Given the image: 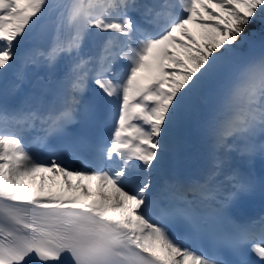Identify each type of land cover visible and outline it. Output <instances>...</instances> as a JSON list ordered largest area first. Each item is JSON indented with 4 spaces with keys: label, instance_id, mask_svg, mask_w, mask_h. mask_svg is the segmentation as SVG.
I'll use <instances>...</instances> for the list:
<instances>
[{
    "label": "snow or ice",
    "instance_id": "1",
    "mask_svg": "<svg viewBox=\"0 0 264 264\" xmlns=\"http://www.w3.org/2000/svg\"><path fill=\"white\" fill-rule=\"evenodd\" d=\"M52 10L59 16L50 47L24 53V64L42 58L54 68L63 56V75L37 81L16 106L0 100V264H229L220 257L225 249L241 257L238 264H264V216L237 222L229 214L253 182L232 170L224 189L226 159L217 155L235 147L251 159L255 136L264 135V52L241 51L247 27L264 24V0H0V75ZM86 39L97 49L87 57ZM16 81L13 91L26 74L18 71ZM90 84L103 100L85 97ZM104 101L116 105L110 141L93 134ZM201 107L211 142L206 171L161 188L156 176L169 142ZM36 121L47 159L21 135ZM76 123L88 131L70 132ZM57 185L72 195L52 194ZM174 224L186 235L173 238ZM189 238L207 241L211 253L188 247ZM249 244L256 260L243 256Z\"/></svg>",
    "mask_w": 264,
    "mask_h": 264
},
{
    "label": "bare ground",
    "instance_id": "2",
    "mask_svg": "<svg viewBox=\"0 0 264 264\" xmlns=\"http://www.w3.org/2000/svg\"><path fill=\"white\" fill-rule=\"evenodd\" d=\"M64 2H67V0H60L57 3H64ZM52 4H56V3H52ZM48 16L53 17L55 19V25H56L59 16V10L46 11L45 14L40 18V20ZM37 24L33 25L29 29L28 35L24 38L23 44L21 46V56L17 60L14 67L9 69L5 75H0V87L2 88L1 90L4 92H8L10 94L8 97L0 96V100L8 99L10 106H16L21 100L24 99L22 98V96L24 95L25 84L30 80L34 79L38 74H40V72L44 71L48 76L57 78L58 75L55 71L57 65L62 64L64 68L63 56L57 61V65L54 68L47 67L42 58L38 60L37 64H28L27 66H25L24 55H23L24 53L35 49L48 50V48L50 47V46H42L40 44H37L34 37V31ZM65 30L66 29H64V31ZM88 44L92 45V42H88ZM18 71H23L26 74V81L21 85L19 89L13 91V85L17 83L16 74ZM2 72L3 70L0 69V73ZM206 118L207 115H202L201 118L197 122H194L193 125H191L189 128H182L178 137L174 141L170 140L168 151L165 156L171 159L170 166L168 168V173H170L172 177H176L175 174H178L181 171L182 168L181 157L191 156L195 152V150L199 147L209 148L211 142L206 137L205 127H204ZM173 149L178 154L175 157H172ZM217 155H220V153L217 152ZM208 160H209V154L206 157V165L208 163ZM31 190L34 193L36 192L35 188H32ZM51 192L52 194L55 195H72V193H68L66 190H62L58 185L56 187H53L51 189ZM45 194H47V192Z\"/></svg>",
    "mask_w": 264,
    "mask_h": 264
},
{
    "label": "trees",
    "instance_id": "3",
    "mask_svg": "<svg viewBox=\"0 0 264 264\" xmlns=\"http://www.w3.org/2000/svg\"><path fill=\"white\" fill-rule=\"evenodd\" d=\"M252 31H255L252 34V37L247 42L243 43L241 46V51L244 53H251L254 48H261L264 46V24L259 20L250 24L246 29V34L251 35ZM200 30L198 31L199 34ZM254 44V45H253ZM192 112H196L193 110Z\"/></svg>",
    "mask_w": 264,
    "mask_h": 264
},
{
    "label": "rangeland",
    "instance_id": "4",
    "mask_svg": "<svg viewBox=\"0 0 264 264\" xmlns=\"http://www.w3.org/2000/svg\"><path fill=\"white\" fill-rule=\"evenodd\" d=\"M59 1H60V0H48L49 4L57 3V2H59ZM72 31H73L72 29H69V32H72ZM254 32H255V31H252L251 35H252ZM253 45H254V44H253ZM194 110H197V113H199V114H198L199 116H198V117H193V118H192V116H190V115H191V114H190V115L188 116V118L186 119L183 128H189V127H190V124H191L193 121L198 120L202 115H207V109L204 108V107L197 108V109H194ZM191 121H192V122H191ZM189 122H191V123H189ZM188 123H189V124H188ZM172 153H173L172 157H175V156L178 155L174 149L172 150ZM170 162H171V159H170V158L167 159V160H165V161H164V164H163V167H162V170H161L160 172H162L164 169H166L167 167H169V166H170ZM73 182H75V178H73ZM83 183H85V184H89V185H92L93 188H95V187L97 186V184H98V182H95V181H89V180H85V181H83Z\"/></svg>",
    "mask_w": 264,
    "mask_h": 264
},
{
    "label": "water",
    "instance_id": "5",
    "mask_svg": "<svg viewBox=\"0 0 264 264\" xmlns=\"http://www.w3.org/2000/svg\"><path fill=\"white\" fill-rule=\"evenodd\" d=\"M42 30H46L48 36H46ZM54 34H55V25H54V20L52 18H46L43 21H41L38 26V29L35 32L38 41L48 45L51 43Z\"/></svg>",
    "mask_w": 264,
    "mask_h": 264
}]
</instances>
